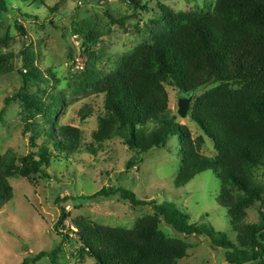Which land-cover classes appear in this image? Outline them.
Returning a JSON list of instances; mask_svg holds the SVG:
<instances>
[{"label": "rangeland", "instance_id": "rangeland-1", "mask_svg": "<svg viewBox=\"0 0 264 264\" xmlns=\"http://www.w3.org/2000/svg\"><path fill=\"white\" fill-rule=\"evenodd\" d=\"M136 2L138 6L132 0H7L16 11L0 21V40H11L9 49H0V53L16 57L8 60V67L15 70L0 76V154L13 150L28 155L32 151L26 131L30 124L78 128L83 131V148L53 160L47 169L50 180L10 179L14 197L0 210V264H23L41 252L59 248L62 253L56 264H95L88 256L82 262L75 258L80 249L75 222L134 231L154 213L152 206L135 209L120 195L85 199L104 188L126 189L157 205H175L191 223L209 225L237 243L228 211L217 202L221 183L214 172L176 185L183 159L179 136L173 137L167 148L142 155L143 162L133 169H128L129 163L137 159V152L129 150L120 138L96 142L100 118L106 115V97L101 91L110 77L124 70L126 57L167 35L180 16L211 13L216 0ZM109 14L118 22L112 23ZM17 22L27 32L24 41ZM24 49H29L41 74V81L29 85L28 92L38 102L32 107L16 99L22 93L19 70L26 69V58L21 55ZM166 89L169 109L179 116L183 93L169 85ZM38 106L46 110L41 112ZM54 106L57 123L47 111ZM179 122L189 127L194 139L202 135L190 118L180 117ZM201 153L215 157L213 142L207 140ZM62 208L69 218L61 230L76 244L64 241L56 231ZM259 210V204L247 210L244 224L260 222ZM161 229L169 238L191 246L178 264H228L225 250L214 249L206 236H179L165 222ZM37 264L54 263L45 258Z\"/></svg>", "mask_w": 264, "mask_h": 264}, {"label": "trees", "instance_id": "trees-1", "mask_svg": "<svg viewBox=\"0 0 264 264\" xmlns=\"http://www.w3.org/2000/svg\"><path fill=\"white\" fill-rule=\"evenodd\" d=\"M132 3L139 5L136 0ZM15 11L7 0H0V21ZM109 18L118 22L110 14ZM17 27L24 41L25 27L19 22ZM9 41L0 40V49H9ZM21 55L26 58V69L19 70L22 93L16 99L32 107L38 102L28 92L29 85L41 81V74L29 49ZM14 57L16 54L0 53V76L15 70L8 67L9 58ZM166 85L183 95L196 92L190 120L202 132L197 139L169 109ZM101 93L106 97V115L100 118L96 142L120 138L137 152V159L129 163L128 169H133L143 162L142 155L167 148L179 136L183 159L176 185L214 172L221 183L217 202L228 211L237 243L209 225L191 223L175 205H157L126 189L104 188L85 199L120 195L135 209L152 206L154 213L134 231L75 222L80 249L73 257L82 262L88 256L95 264H178L191 246L169 238L161 229L165 222L179 236H206L214 249L225 250L228 264H264V0H216L209 14L180 16L167 35L126 57L124 70L110 77ZM55 109L47 111L57 123ZM57 125H29L26 131L32 151L28 155L13 150L0 154V210L14 197L11 178L50 180L47 169L53 160L82 150L83 131ZM207 140L213 142L215 157L201 153ZM257 204L260 222L244 224L247 210ZM61 210L56 231L64 241L76 244L61 230L69 218L65 208ZM61 253V248L41 252L23 264H37L45 258L56 264Z\"/></svg>", "mask_w": 264, "mask_h": 264}, {"label": "water", "instance_id": "water-1", "mask_svg": "<svg viewBox=\"0 0 264 264\" xmlns=\"http://www.w3.org/2000/svg\"><path fill=\"white\" fill-rule=\"evenodd\" d=\"M196 92L192 94L182 95L179 99V116L182 119L190 118L193 101L195 99Z\"/></svg>", "mask_w": 264, "mask_h": 264}]
</instances>
